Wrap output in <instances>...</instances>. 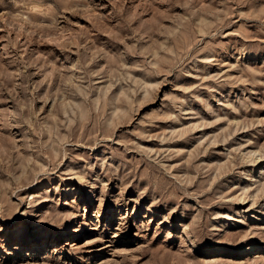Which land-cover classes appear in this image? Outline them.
I'll return each instance as SVG.
<instances>
[{
  "label": "rangeland",
  "instance_id": "rangeland-1",
  "mask_svg": "<svg viewBox=\"0 0 264 264\" xmlns=\"http://www.w3.org/2000/svg\"><path fill=\"white\" fill-rule=\"evenodd\" d=\"M0 264H264V0H0Z\"/></svg>",
  "mask_w": 264,
  "mask_h": 264
},
{
  "label": "bare ground",
  "instance_id": "bare-ground-1",
  "mask_svg": "<svg viewBox=\"0 0 264 264\" xmlns=\"http://www.w3.org/2000/svg\"><path fill=\"white\" fill-rule=\"evenodd\" d=\"M64 232V231H63Z\"/></svg>",
  "mask_w": 264,
  "mask_h": 264
}]
</instances>
